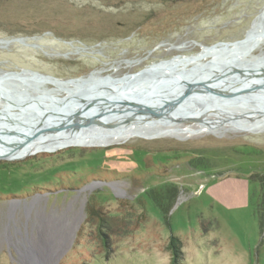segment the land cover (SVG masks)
Wrapping results in <instances>:
<instances>
[{
    "label": "rangeland",
    "instance_id": "1",
    "mask_svg": "<svg viewBox=\"0 0 264 264\" xmlns=\"http://www.w3.org/2000/svg\"><path fill=\"white\" fill-rule=\"evenodd\" d=\"M263 10L264 0H0V42H25L0 43V73L28 72L3 85L57 107L103 79L178 72L192 60L189 69L228 63L227 77L264 70V31L236 53L206 50L243 42ZM78 78L87 81L65 82ZM258 93V102L195 100L178 115L184 127L219 120L210 132L0 159V264H170V234L181 243L176 264H264V129L237 128L264 120ZM11 105L0 98L17 120L32 113L26 102L21 112ZM159 126L141 117L133 128ZM158 197L167 222L151 201Z\"/></svg>",
    "mask_w": 264,
    "mask_h": 264
},
{
    "label": "bare ground",
    "instance_id": "2",
    "mask_svg": "<svg viewBox=\"0 0 264 264\" xmlns=\"http://www.w3.org/2000/svg\"><path fill=\"white\" fill-rule=\"evenodd\" d=\"M262 18H264V10L261 11L258 18L254 21L251 29L247 32L245 40L241 43L234 44L233 46H231L233 49L228 50L222 47L211 49L206 48L207 52L209 54L220 52H223L225 54H232L243 50L246 46H248L250 42L258 38V33L260 31V34H262V32L264 31V27L261 30H257V25ZM2 43L4 44L5 42ZM193 61L194 60L190 61L189 65ZM189 65L183 66L180 71L177 70L178 72H164L163 70L159 69L141 78L127 77L126 79L122 78L119 80H112L110 78H106L103 79L101 83L97 84L91 92L84 94L83 99H85L86 101L100 100L101 102L105 99V97L118 99L117 97H119L120 95H118L117 92L112 90L113 88L117 89L123 94L129 95L131 97L130 100L132 101L143 100V102H146L144 101L146 100L144 97H146L147 95H151V97L147 99L150 100V104L148 106L163 108L166 105L165 101L169 103V100H175L176 97L182 95L183 90L187 91L191 86L199 87L201 83L205 86H210L212 88H218L221 90L224 89V87L222 86L224 85L227 89L224 90L234 91L235 93L243 96V99H229L228 97L220 95H208V93L203 95L190 96L189 98L184 99L181 103L178 104V108L174 110L175 115L171 114L173 113L172 111L167 112L168 114L171 112V117L165 114L160 117H154L148 115L144 111L134 112L131 111V109L127 108L122 110L121 107L117 110L111 111H104V108H97L92 109V111L88 112L85 115L92 117L95 116V119L97 120L95 123V125L97 126L92 131L88 130V125L80 126L73 124L63 127L59 131L36 135L29 141L25 138L27 136H30V129L32 125L37 123V121L41 120V117H43V115H45L47 112H50V109L58 112L74 114L80 112L79 110L81 109L80 106L82 105V103L80 100H77L76 102L71 103V106L68 110H60L59 107H39L35 103L31 102V100H25V102L29 105L28 107L30 108V111L32 113H30L28 117L23 116L22 119H19L18 121H23L27 123V126L24 125L26 127L20 128V126L17 127L15 123H8L7 121H5L4 118L0 119V154L7 152V156L11 158L14 156L17 157L23 155L27 152L36 153L39 151H54L57 148H65V146L67 147L74 144L83 145L84 147L107 146L110 144L122 143L131 138L154 139L159 136L168 137L169 135H190L191 133L194 134L195 132L199 131L210 132L217 123H221L219 120L217 123L211 122L210 124H207V126L202 128H196L195 126L184 127L176 123L178 115L180 113H184L187 108L191 105V103L195 100H197V103L200 100H208L210 101L211 105L221 102L223 104L237 101L247 102L246 99H255V97L257 98V96H259L258 90L264 91V79L259 78L257 76H253L251 78L247 77L246 79H242L239 75H234L233 77L219 76L221 72L233 73L235 71L228 65V63L220 64V61L217 62L216 60H214L210 61L208 65L198 64L191 69L188 68ZM262 72H264V70L254 69L243 72V74L249 76L252 73L260 74ZM24 74L27 73H12L11 77H20ZM187 75H189V77ZM6 77H8V75H6ZM50 81L58 86L65 84L60 83L59 81ZM85 81H87V79H78L74 81H69L67 83L76 85L81 84ZM158 85L160 86L157 87ZM0 94L4 95L2 96L3 99L10 103V105L16 104L18 105V107H20L21 101H17L18 99H16V97L8 95V93L3 89H0ZM14 94H16L17 96L20 95L19 93H17V91H15ZM142 94H144L145 96ZM18 97L20 98L21 95ZM9 99L13 100V102H9ZM193 109H195V107H193ZM192 112H194V110ZM22 113L25 114V112ZM10 117L13 116L10 115ZM141 117H143L145 120L152 121L153 125L156 123L160 126L152 131L133 128L134 121L139 120ZM121 122L127 123L121 126ZM230 122L233 125H237L235 119H232V121ZM100 125L102 126L98 127ZM8 128L15 132H20V135L15 134L13 137H7L6 134L8 133V131H10L7 130ZM237 128L240 131L245 132H255L258 130H262L264 129V120L248 125L239 124L237 125ZM23 133H25V135ZM18 140H25L22 146H17V144L14 142ZM44 256V254H41L42 259L44 258Z\"/></svg>",
    "mask_w": 264,
    "mask_h": 264
},
{
    "label": "water",
    "instance_id": "3",
    "mask_svg": "<svg viewBox=\"0 0 264 264\" xmlns=\"http://www.w3.org/2000/svg\"><path fill=\"white\" fill-rule=\"evenodd\" d=\"M9 42H17L19 44H25L24 39L22 38H16V39H12ZM231 43H226V42H220V43H216L214 45L211 46H207V48H214L216 46L219 45H230ZM220 55V54H219ZM218 55V56H219ZM235 58L232 60L233 63H235ZM223 62V61H222ZM220 64H223L220 62ZM22 73H28L27 71H22L21 73L18 74H22ZM216 73V72H215ZM12 73H8V75H11ZM14 74V73H13ZM29 74L36 76V73L33 72H29ZM134 75H128V77H133ZM221 75H224L221 74ZM219 75V76H221ZM189 77V75H187ZM239 76L243 79H246L247 77L251 78L253 76H257L259 78L264 79V72L257 74V73H252L249 76L244 75V74H240ZM47 79H52V80H57L55 78L52 77H46ZM79 79V78H78ZM73 80H77V79H69L66 80L65 82H69V81H73ZM59 81V80H58ZM62 82V81H61ZM160 85H158L157 87H159ZM192 87V86H191ZM189 88L185 93H183L182 95L176 97L175 100H169L170 102H166L165 107L163 108H159V107H150L148 106L150 104V100H147L151 97V95H147L145 97L146 102L142 101H132L130 100L131 97L129 95L123 94V93H118V95H120L119 97H117L118 99H112V98H106L104 100H102V102L100 100H89L86 101L85 99H83V97H81V95H76V97L81 101L82 105L80 106V112L78 113H64V112H58V111H54L52 110V112H47L45 115H43V117H41V120L37 121V123L33 124L31 127V134L30 136H27L25 139L28 141L31 140L33 137H35L36 135L39 134H43V133H50V132H55V131H59L60 129H62L63 127L69 126V125H81V124H85L86 122H90V123H96V119L95 116H85L88 112L92 111V109H97V108H104V111H111V110H117L121 107L122 110L124 109H131V111L134 112H141L144 111L145 113H147L148 115L154 116V117H160L164 114H166L169 111L174 112V110H176L178 107V104L181 103L184 99L189 98L190 96H197V95H203V94H207L208 95H220V96H225L228 97L229 99H243V96L235 93L234 91H226V90H221L218 88H212L210 86H205L202 83L200 84L199 87H192ZM86 92H88V88L85 89ZM78 92H80V90L78 89ZM85 92V94H86ZM70 95V94H69ZM84 95V94H83ZM137 96V95H136ZM145 96V95H144ZM255 97V100H258ZM0 98L3 99L2 95L0 94ZM75 98V97H74ZM264 98V97H263ZM247 101L249 99H246ZM58 101H60V105L59 109L60 110H68L69 107L71 106V103L73 102V95L71 98L65 97L63 99H59ZM164 105V104H163ZM57 106V107H58ZM2 108L0 110V119L4 118L5 121H9L10 123H15V125L18 127L20 126V128H24L26 126H24L25 124H22L21 121H18L17 118L15 117H10V115H5V109ZM9 109H14L13 107H9ZM19 111L21 112V109H19ZM58 112V113H57ZM58 114V115H57ZM5 115V117H4ZM169 116V115H168ZM37 126V127H35ZM30 128V127H29ZM7 130H10L9 128ZM12 132V131H11ZM13 134L16 135H20V132H14ZM22 134V133H21ZM25 135V133H23ZM25 141V140H24ZM24 141L22 140H18L15 143L18 145H21L24 143ZM8 153H2L0 154V159H6L9 158Z\"/></svg>",
    "mask_w": 264,
    "mask_h": 264
},
{
    "label": "trees",
    "instance_id": "4",
    "mask_svg": "<svg viewBox=\"0 0 264 264\" xmlns=\"http://www.w3.org/2000/svg\"><path fill=\"white\" fill-rule=\"evenodd\" d=\"M165 198L170 199V195L166 193ZM153 204L161 211V214L167 222V214L169 212L168 206L163 204V197L151 198ZM167 249L170 252V264H176L181 258V243L177 237L172 234L168 237Z\"/></svg>",
    "mask_w": 264,
    "mask_h": 264
},
{
    "label": "flooded vegetation",
    "instance_id": "5",
    "mask_svg": "<svg viewBox=\"0 0 264 264\" xmlns=\"http://www.w3.org/2000/svg\"><path fill=\"white\" fill-rule=\"evenodd\" d=\"M0 43H2V42H0ZM9 43H14V42H9V41H5V45L6 44H9ZM3 44V43H2ZM8 73H11V72H2V73H0V86L2 87V89H5L6 91H7V93H8V95H11V96H14V97H16V99H18L17 101H21V102H25V100H29L28 99V97H27V95L25 94V91L23 90V86H20L19 88H17V89H15V90H9V89H6L5 87H4V82H6V81H8V80H10V79H17V80H19V81H21V82H23V78L22 79H20V77H18V76H13V77H11V75H8ZM13 73V72H12ZM14 74H18V73H14ZM6 75H8V77L7 78H5V76ZM15 91H17V92H20V94H21V97L19 98L18 96H20V95H16V94H13V93H15ZM2 96H4V95H2ZM9 102H13V100H8ZM15 101V100H14ZM5 107V106H4ZM3 107V108H4ZM10 107H16L18 110H19V107H18V105H16V104H12ZM6 108H9V106L7 107L6 106ZM24 110H28L27 108H23ZM10 110V109H9ZM23 112H26V111H23ZM50 112H52V109H50ZM8 123H10L9 121H7ZM22 124H25V125H27V123H25V122H22Z\"/></svg>",
    "mask_w": 264,
    "mask_h": 264
}]
</instances>
